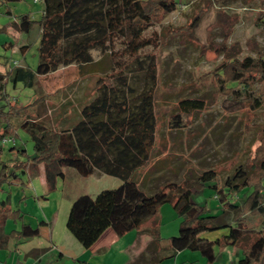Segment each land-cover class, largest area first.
Wrapping results in <instances>:
<instances>
[{
  "label": "trees",
  "instance_id": "1",
  "mask_svg": "<svg viewBox=\"0 0 264 264\" xmlns=\"http://www.w3.org/2000/svg\"><path fill=\"white\" fill-rule=\"evenodd\" d=\"M18 1L0 0V4ZM41 1L43 10L37 23L40 39L35 70L25 66L0 71V140L13 137L20 129L32 142L33 156L29 158L23 148L12 147L16 159L11 166L4 165L0 170V189L9 177H18L16 172L25 174L31 168L33 174H40L42 167L46 193L42 197L47 199V194L55 190L57 179L64 178V169H73L82 177L100 172L119 178L122 184L116 189L101 191L94 199L81 195L71 203L65 225L82 247L89 248L108 228L122 236L151 221L147 234L159 248L163 240L158 230V214L160 207L167 203L180 218L177 234L167 239L173 254L183 250L198 252L206 264H214L217 259L214 243L198 241L193 234L199 228L228 227L234 255H240L237 264H264V146L255 150L250 165L246 161L243 167H236L224 185L215 191L221 205L215 214H207L205 207H197L190 200L195 190L205 187L214 190L208 185L216 177L212 170L179 185L166 183L161 188L148 190L147 194L133 180L139 170L147 168L155 143V68L153 63L148 65L141 90L132 87L125 77H118V85L108 87L109 79L126 68L122 64L117 70L110 64L111 45L121 40L125 46L121 55H127L129 62H136L142 70L138 61L140 51L156 45L155 38L142 35L152 23L161 22L175 10L176 0ZM192 1L218 5L224 2ZM202 14L200 11L193 17L190 28L199 23ZM32 26L28 15L19 17L18 27L22 32L28 33ZM24 48L27 46L22 51ZM92 51L100 53L98 61L93 60ZM115 63L118 65L119 61ZM71 65L77 68L78 76L109 73L98 77L95 96L83 105L78 120L70 128L49 129L38 123L35 111L40 98L20 104L12 101L7 93L9 84L14 89L19 83L31 89L39 78ZM214 75L219 93L235 110L256 112L264 105V54H258L257 59L246 57L241 61L227 54ZM178 107L180 114L189 116L203 110L204 103L183 100ZM180 114L175 117L176 123ZM227 195L239 201L233 203ZM228 212L234 213L232 221L228 220ZM255 218L259 221L258 228L250 226ZM8 219L22 221V216L20 211L8 206L7 200H2L0 249L6 248L12 238L20 241L38 237L39 227L44 224L40 222L32 227L22 222L19 230L5 233L4 224ZM218 245L224 248V240H219Z\"/></svg>",
  "mask_w": 264,
  "mask_h": 264
},
{
  "label": "rangeland",
  "instance_id": "2",
  "mask_svg": "<svg viewBox=\"0 0 264 264\" xmlns=\"http://www.w3.org/2000/svg\"><path fill=\"white\" fill-rule=\"evenodd\" d=\"M262 1L224 0L223 5H218L205 1L176 0L175 10L161 22L152 23L142 35L156 39V45L140 51L138 61L142 70H139L136 62H129L127 55H121L125 48L121 40H115L111 45L110 64L117 70L122 64L126 68L109 79L108 87H115L119 83L118 77H125L132 87L141 90L145 85L148 65L153 63L155 68V143L147 168L133 176L143 193L161 188L166 183L179 185L188 178L198 179L202 173L212 170L216 177L208 185L214 190L208 187L195 190L190 200L197 207H205L207 214H215L221 206L215 191L224 185L236 167H243L246 161L250 165L255 150L264 146V105L256 112L235 110L231 102L219 93L214 75L227 54L235 55L238 61L246 57L257 59L258 54H264ZM42 10L41 0L0 4V71L25 66L35 70L40 39L37 23ZM200 11L203 14L199 23L190 28L193 17ZM22 15H28L33 21L28 33L18 27ZM25 46L27 48L22 51ZM222 50L225 54L221 53ZM91 55L94 61L100 59L98 51H92ZM115 61H119V64ZM105 74L78 76L77 68L71 65L39 78L31 89L20 83L14 89L9 84L7 93L12 101L20 104L40 98L35 111L38 123L49 129L70 128L83 105L95 96L98 77ZM192 99L203 101V110L189 116L180 114L179 102ZM179 114L181 118L176 123L175 117ZM12 147L23 148L29 158L33 156L29 136L19 129L13 137L0 140V170L4 165L11 166L16 159ZM40 168V176L16 172V179L9 177L2 184L0 201L7 200L8 206L20 211L23 216L22 221L8 219L4 224L6 232L19 228L23 221L36 225L44 216L49 218L52 215L58 224L63 225L71 203L78 196L88 195L94 199L101 191L116 189L122 184L119 178L100 172L82 177L73 169H64V178H58L55 190L47 194V199H43L42 195L46 193L43 170ZM10 169L15 172L13 168ZM31 171L29 168V173ZM228 197L233 203L239 201ZM233 216V212H228L229 221ZM158 220L162 237L177 234L180 218L170 204L160 207ZM149 224L146 222L142 225V229H146V234L142 231L144 247L152 241L147 234L151 228L147 226ZM250 226L258 228V219L251 220ZM164 246L166 244L163 242L160 248ZM214 251L217 253L215 264H237L240 257L217 245ZM5 255L7 252L0 249V261L5 260Z\"/></svg>",
  "mask_w": 264,
  "mask_h": 264
},
{
  "label": "crops",
  "instance_id": "3",
  "mask_svg": "<svg viewBox=\"0 0 264 264\" xmlns=\"http://www.w3.org/2000/svg\"><path fill=\"white\" fill-rule=\"evenodd\" d=\"M78 118L79 116L77 120ZM26 174L33 173H29L28 168ZM40 174L35 173L37 176ZM40 222L44 224L39 227L38 237L20 241L12 238L7 242L6 248L1 249L5 250L7 255L0 264H206L205 259L198 252L183 250L173 254L167 243V239L172 236L162 237L160 225L159 235L166 244L163 248L156 247L152 241L144 247L142 231L146 234V229H142V226L122 236L116 235L111 228H108L93 245L84 248L66 229V219L63 225L57 223L54 215L49 218L44 216V219L38 221L36 225L24 223L35 227ZM147 222H150L147 226H152L151 221ZM17 230L19 228L13 231ZM68 234L77 243L72 241ZM193 235L198 241H211L217 246L219 240H224V249L234 255L228 227L214 230L199 228Z\"/></svg>",
  "mask_w": 264,
  "mask_h": 264
}]
</instances>
